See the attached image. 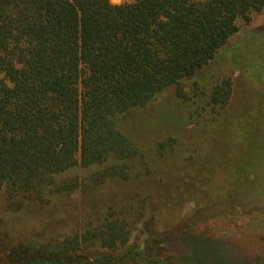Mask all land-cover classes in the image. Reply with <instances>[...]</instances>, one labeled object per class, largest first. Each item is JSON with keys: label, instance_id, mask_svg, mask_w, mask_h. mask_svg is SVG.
<instances>
[{"label": "trees", "instance_id": "16d2710c", "mask_svg": "<svg viewBox=\"0 0 264 264\" xmlns=\"http://www.w3.org/2000/svg\"><path fill=\"white\" fill-rule=\"evenodd\" d=\"M263 10L264 0H0V193L21 210L24 195L47 205L78 191L76 179L60 181L74 169H98L85 192L129 180L140 151L126 113L157 104L166 115L162 94L174 87L184 97L183 81L218 57L239 20ZM231 95L224 81L210 105L224 109ZM129 229L109 216L66 240L65 253L83 243L98 246L97 260L123 251L122 260ZM57 254L23 264H56Z\"/></svg>", "mask_w": 264, "mask_h": 264}, {"label": "rangeland", "instance_id": "374dc122", "mask_svg": "<svg viewBox=\"0 0 264 264\" xmlns=\"http://www.w3.org/2000/svg\"><path fill=\"white\" fill-rule=\"evenodd\" d=\"M237 25L218 57L183 81L184 97L174 87L162 94L166 115L156 104L123 117L140 151L127 165L129 180L85 192L98 169H74L60 181L76 179L78 191L47 205L24 195L21 210L0 193V264L61 252L71 264H93L98 246L65 253L67 241L109 216L129 225V251L162 264H264V10ZM224 81L230 102L214 109L211 94ZM120 252L105 251L112 262Z\"/></svg>", "mask_w": 264, "mask_h": 264}, {"label": "flooded vegetation", "instance_id": "af4514ba", "mask_svg": "<svg viewBox=\"0 0 264 264\" xmlns=\"http://www.w3.org/2000/svg\"><path fill=\"white\" fill-rule=\"evenodd\" d=\"M55 262L51 260H43L32 262L30 264H53ZM56 264H71L67 260L64 261L63 259L56 261ZM74 264H87L84 263L82 260H77ZM93 264H162L158 259H149L143 258L138 251H132L129 256H125L122 260H118L116 262H112L110 259H98Z\"/></svg>", "mask_w": 264, "mask_h": 264}, {"label": "crops", "instance_id": "0c3cea01", "mask_svg": "<svg viewBox=\"0 0 264 264\" xmlns=\"http://www.w3.org/2000/svg\"><path fill=\"white\" fill-rule=\"evenodd\" d=\"M121 5V4H120Z\"/></svg>", "mask_w": 264, "mask_h": 264}]
</instances>
